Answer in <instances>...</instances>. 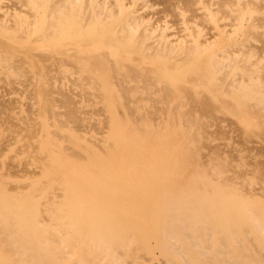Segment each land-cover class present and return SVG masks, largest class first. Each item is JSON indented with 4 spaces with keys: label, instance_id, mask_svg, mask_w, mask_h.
<instances>
[{
    "label": "bare ground",
    "instance_id": "obj_1",
    "mask_svg": "<svg viewBox=\"0 0 264 264\" xmlns=\"http://www.w3.org/2000/svg\"><path fill=\"white\" fill-rule=\"evenodd\" d=\"M0 79V264H264V0H0Z\"/></svg>",
    "mask_w": 264,
    "mask_h": 264
},
{
    "label": "rangeland",
    "instance_id": "obj_2",
    "mask_svg": "<svg viewBox=\"0 0 264 264\" xmlns=\"http://www.w3.org/2000/svg\"><path fill=\"white\" fill-rule=\"evenodd\" d=\"M259 38H261V37H259ZM258 39V38H257ZM263 40V39H262ZM256 45H262V43L261 42H257L256 43ZM47 67H48V65H47ZM50 67V66H49ZM48 67V68H49ZM3 82H4V80L3 79H0V85H2L3 86V88H1L0 87V94H4V95H2L1 96V98H0V100H2V101H4L6 98H8V101H9V98H10V102H11V100H14V98H12V97H14L15 96V98H16V100H14L15 101V103L13 102V104H15V105H19V103H20V101H19V97H20V95H23V94H21V93H19L18 91L16 92L15 90H14V87L12 88L11 86H9L8 85V83H4L3 84ZM4 85L6 86V88H10V90L9 91H7V90H5L6 88L4 87ZM1 89H2V91H1ZM13 92H12V91ZM17 90V89H16ZM10 92V94L9 95H7V92ZM3 92V93H2ZM3 96H4V99H3ZM29 96V95H28ZM31 96H29V97H26V99H24V102H25V105H24V109H25V107L26 106H30V105H27V103H26V101H30L31 102ZM5 101H7V100H5ZM7 101V103H9ZM17 101V102H16ZM29 103V102H28ZM10 104H12V103H10ZM9 104V105H10ZM12 104V105H13ZM6 105V104H5ZM9 107H11V105L9 106ZM8 107V108H9ZM27 108V107H26ZM0 109H4V108H2V107H0ZM16 109H18V108H16ZM6 110H7V112H6ZM4 112L2 113V116H3V118H1L2 120L4 119V116H5V114L6 113H8V109H6L5 108V110H3ZM26 111L29 113V112H31V110L30 109H25V114H26ZM216 115H215V117H214V124L213 125H211V122H209V127H208V130L207 131H210L209 133H212L213 134V138H216L217 139V141H216V144L217 145H221V147L223 148L224 147V150H228V148H231V147H233V148H231V151H233L232 153H231V155H234L233 153H235L236 155H234V156H232V157H235V158H237V156H238V152H237V150H238V148L239 149H241V150H243V154H245V159H246V161H248V160H250L251 158H252V163H250V161H248L250 164H256V161H258V159L261 161L262 160V162L264 161L263 159H264V150H263V152L262 153H259V148H261L260 146H262V148L261 149H264V147H263V145H264V129L263 130H258V131H256V134H252L249 138L248 137H245V136H243V134H244V131H243V129L241 128V125L238 123V121H237V119L234 117V116H232L231 114H220V113H215ZM220 116V118H221V120L219 119V116ZM1 116V115H0ZM218 117V118H217ZM215 118L217 119V121H219V122H216V120H215ZM224 118V120L222 121V119ZM225 118H227L226 120H225ZM229 118H231L232 120H235V123H233L234 121H232L231 122V120L229 119ZM0 119V120H1ZM229 119V120H228ZM212 121V120H211ZM221 122V123H220ZM213 123V122H212ZM217 123H220L219 124V126L217 125ZM238 123V126H237V130L235 131V126H236V124ZM216 125H217V127H216ZM221 126V127H220ZM220 127V128H219ZM217 128V129H216ZM224 128V129H223ZM228 128V129H227ZM231 129V131H229ZM212 130V131H211ZM238 130H241V131H243L242 133L240 132V134H241V139L244 141V142H239L241 139H240V134L238 135L237 133H239L238 132ZM215 131V132H214ZM219 132V133H217V132ZM223 131V132H222ZM225 131L227 132V131H229V132H227L226 134H227V136H226V134H225ZM235 131V132H234ZM208 133V132H207ZM219 134H221L222 135V137L219 135ZM228 134L230 135L229 137H228ZM246 135V134H245ZM7 136V135H6ZM6 136H2L0 139H2V141L1 142H3V140L5 139L6 140ZM234 136V137H233ZM263 138H262V137ZM254 140L256 141V142H254ZM258 141V142H257ZM0 142V143H1ZM205 142V144H204V146H206L209 142H207V141H204ZM222 142L223 143H226V144H222ZM244 144V145H243ZM247 145L248 146H251L250 148H248L247 147ZM210 146V145H209ZM209 146H207V147H209ZM245 146V148L243 149V147ZM252 146H255V149L253 150V147ZM257 146H259V148H258V151H257ZM7 149V150H5V148ZM9 146L7 145V142L5 143V145H3V146H0V150H1V153H0V174H1V172H3V173H6V174H4L5 176H9V174H10V178H8V180H10V181H13V179H17L18 178V176H20V174H23L22 173V171H18L17 169H21V168H24V166H25V168H26V165H23L22 163H23V159H25V157H26V153H23V152H20V153H16V150H12L13 148H8ZM4 150V151H3ZM2 151H3V153H2ZM230 151V150H229ZM230 151V152H231ZM262 151V150H261ZM260 151V152H261ZM254 152H258L259 153V155L258 156H256V153H255V156H253V153ZM16 153V154H15ZM3 154V155H2ZM17 155L18 156V158H19V162H20V164L19 165H15V163H16V161H15V159H14V157H12L11 155ZM250 154V155H249ZM9 156L11 157V158H13V159H10L9 158ZM5 157H6V159H5ZM231 157V158H232ZM13 160V161H12ZM231 160V159H230ZM234 160V159H233ZM232 160V161H233ZM237 160H235V162H236ZM3 164H2V163ZM14 162V163H13ZM235 162L233 161V165L235 164ZM247 162V163H248ZM6 163H8V165L6 164ZM25 164V163H24ZM264 162L262 163V164H259V162H257V165H260V167H262V172L261 173H263V170H264ZM233 165H231V166H229V167H232V168H234L235 170H236V168L233 166ZM4 166V167H3ZM11 166H12V168H11ZM23 166V167H22ZM3 167V168H2ZM9 167V168H8ZM16 167V168H15ZM24 168V169H25ZM232 168L231 169H227V171H228V175L229 174H232V172L230 173L229 172V170H232ZM12 169V170H11ZM244 170L243 172H246V171H249L251 168H250V166L247 164L246 166H244V167H240V168H238L237 170ZM5 170V171H4ZM242 170H241V172H242ZM13 173H15V174H13ZM13 175H15V176H13ZM264 178V173H263V175L261 174V178L260 179H263ZM258 181H261V180H258ZM255 182L253 185H252V187H255V188H260V187H262V182ZM14 182V181H13ZM15 183V182H14ZM16 184V183H15ZM15 184H12L13 186L12 187H14V185ZM261 185V186H260ZM263 186H264V184H263ZM10 187H11V185H10Z\"/></svg>",
    "mask_w": 264,
    "mask_h": 264
}]
</instances>
